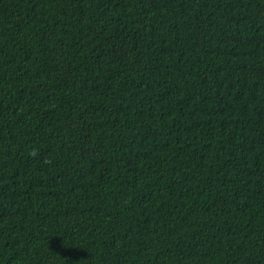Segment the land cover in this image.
Masks as SVG:
<instances>
[{"label":"trees","instance_id":"1","mask_svg":"<svg viewBox=\"0 0 264 264\" xmlns=\"http://www.w3.org/2000/svg\"><path fill=\"white\" fill-rule=\"evenodd\" d=\"M0 264H264V0H0Z\"/></svg>","mask_w":264,"mask_h":264}]
</instances>
